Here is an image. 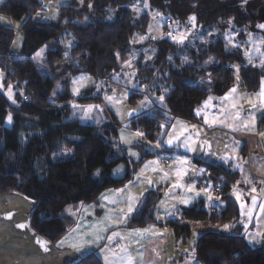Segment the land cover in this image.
<instances>
[{"label":"trees","instance_id":"trees-1","mask_svg":"<svg viewBox=\"0 0 264 264\" xmlns=\"http://www.w3.org/2000/svg\"><path fill=\"white\" fill-rule=\"evenodd\" d=\"M135 0H73L62 9L59 22H41L37 15L46 11L41 0H5L0 14L21 23L24 37L20 54L11 48L16 31L0 26V69L9 80L24 85L25 99L18 96L20 108L13 109L0 91V197L17 195L35 204L29 215L31 229L46 244L57 245L75 227L64 217L71 206H98L108 190L120 192L135 180L143 164L153 156L138 143L132 149L141 155L134 163L129 148L122 145L120 125L113 114L104 109L106 119L93 122L92 113L74 116V103L90 107L100 104L101 95L95 90L83 92L80 99L71 95L72 79L80 74L108 80L132 59L131 46L136 35H146L151 18L148 14L135 17L127 5ZM150 8L172 23L185 29L190 18H196L197 30L207 37L216 28L226 30L230 25L255 27L261 21L258 11L264 0H148ZM116 12V19L102 23L107 9ZM90 18L86 27L76 19ZM257 27V26H256ZM167 28V33L170 32ZM72 34L75 45L65 48L63 36ZM200 33V34H199ZM214 37V36H213ZM196 49L180 46L166 37L156 42L153 67L141 71L158 74L171 88L163 105H153L129 120V129L142 133L150 142H160L161 131L168 130L175 120L197 121V111L210 96L223 97L237 84L256 91L264 74L248 64L241 50L227 48L220 38L194 44ZM45 61L39 65L37 54L43 49ZM184 49L190 64L183 66ZM66 56L67 59H66ZM172 57V61H170ZM239 66V82L233 66ZM12 78V79H11ZM109 81L114 82L112 79ZM147 82H149L147 80ZM129 98L135 105L143 95ZM11 124L7 126V119ZM264 128V117L258 123ZM198 165L207 169L206 179L212 188H219L224 208L211 212L208 203L201 201L183 209L168 220L177 238L190 237L196 225L236 224L234 235L207 232L195 246L196 264H264V252L249 244L241 220L239 203L231 195L236 174ZM123 170V176L115 173ZM203 188V184H198ZM166 188L161 186L146 193L134 214L129 228L139 230L155 223L158 203ZM193 226V227H192ZM104 264L98 253H92L75 263Z\"/></svg>","mask_w":264,"mask_h":264},{"label":"crops","instance_id":"crops-1","mask_svg":"<svg viewBox=\"0 0 264 264\" xmlns=\"http://www.w3.org/2000/svg\"><path fill=\"white\" fill-rule=\"evenodd\" d=\"M4 1L0 0V7ZM41 1L46 11L38 14L37 19L59 22L62 9L70 7L73 0ZM0 26L16 31L11 51L20 54L24 46L19 30L21 23L0 14ZM168 35L164 34L161 39ZM137 39L144 43L134 44ZM161 39L152 37L149 31L146 35H136L135 47L131 46L132 59L123 66L121 74L136 59L142 64L146 52L154 57L156 42ZM133 50L139 51L136 57ZM261 58L264 60V56ZM152 59L143 63L151 65ZM253 66L264 74L263 61L261 65L254 62ZM263 86L264 76L256 91L238 85L223 97L210 96L197 111L196 122L175 120L168 130L161 131V134L166 133V143L161 139L152 143L142 133L137 135L139 132L128 128L129 120L149 109V103L145 110L132 109L129 99L123 102L121 109L116 106V113L111 112L121 126L119 140L129 148L133 162L137 164L141 160V155L132 149L138 143L144 144L153 157L143 164L135 180L124 190L106 191L98 206L68 207L63 216L74 221L75 227L57 245L44 243L31 229L28 219L35 204L17 195L0 197V264L75 263L92 253H98L104 264H196L194 251L199 235L193 232H197L200 224L194 225L190 237L180 238L166 224L173 216L181 215L183 209H190L201 201L208 203L211 212L224 208L219 188L211 187L206 179L207 169L197 162L237 175L231 195L239 203L240 222L248 224L252 232L260 227L258 246L253 247L264 252V128L258 127L264 117V106H253L250 97L253 94L262 97ZM170 89L167 87V95ZM157 93L163 94L162 91ZM100 118H103L102 113ZM115 174L123 176V170ZM200 183L203 188L198 187ZM161 186L166 191L154 214L156 222L139 230L130 229L129 223L143 196Z\"/></svg>","mask_w":264,"mask_h":264},{"label":"rangeland","instance_id":"rangeland-1","mask_svg":"<svg viewBox=\"0 0 264 264\" xmlns=\"http://www.w3.org/2000/svg\"><path fill=\"white\" fill-rule=\"evenodd\" d=\"M128 9L131 11L133 16L139 17L143 14H148L151 18V24L149 27V32H151L152 37H156L158 39H161L164 34H169L168 37H171V40L174 43L179 44L180 46H186L188 49H196L195 43L198 42H209L213 38H220L222 41H224L227 48H231L232 50H241L245 58L248 60V64H251L253 66L254 62H258L259 65L262 64V61L264 63L263 57L264 56V28L259 27V25H264L263 21H258L257 27H253L249 24L243 28H238L236 25H230L229 28L226 30L216 28L215 31H209L207 37H202L192 34L195 30H197L196 26V18L194 21L190 19V25L185 29H179L172 27V23L170 24V21L166 19V17L162 16L159 12H156L150 8V5L148 3V0H135L132 1L127 5ZM116 19V12L112 9L106 10V15L104 18H102V23H110ZM77 25L86 27L88 24L92 21L90 18H84L82 20L76 19ZM170 27V32L167 33V28ZM200 34V33H199ZM214 36V37H213ZM64 42L63 45L65 48H70L75 45L74 38L72 34L69 32L65 33L63 36ZM143 44L144 41L136 40V43L134 44ZM134 44L132 46H134ZM135 47V46H134ZM48 48H43V51H40L38 55L36 56L37 62H39V65L44 63L45 59V51ZM179 54L183 56V66L186 64H190V58L186 55L187 52L184 49H179ZM139 51L133 50V57H136L138 55ZM151 52H146L144 54V58L141 59V63H137L139 60H135L132 62L130 66H128L124 72L121 74V72L117 73L116 76H111L108 80L100 81L97 80L95 77L86 75V74H80L72 79V85H71V95L75 97H81L83 92L89 89L95 90V93L100 94V104H95L93 102L87 103L91 104L89 108L87 106H83V104H78V102L74 103V116L73 117H79L81 112H86L87 115L92 113V121L93 122H100L102 118H100L101 113L104 116L103 119H106V115L104 114V109L109 110L110 112L116 113V106L117 108H122L121 105L124 101L128 100L129 98H136L137 95L142 94L143 99L141 101H137L135 105H131L130 107L132 109H138V110H145L147 104L149 103L150 107L153 105H163V100L165 96L167 95L165 92L167 91L168 84L163 80V78L156 74H145L141 71H144L146 69L149 70V68L153 67L152 65H149L147 63H143L146 60H149L150 58H154ZM68 56H66L67 59ZM261 58V60H260ZM170 61H172V57H170ZM141 64V65H140ZM254 67V66H253ZM235 72L234 76L237 79V83L239 82V66L235 65L233 66ZM122 70V69H121ZM120 70V71H121ZM121 75V76H120ZM114 77V79L112 78ZM12 79V78H11ZM112 79L114 82L109 81ZM9 80V77L7 76L6 72L0 69V91L3 93L5 98L7 99L8 103L10 104L11 108L18 109L20 108V100L18 99V96L20 95L22 99H25L26 93L24 90V85H21V88L17 87V83L13 80ZM147 80L149 82H147ZM24 86V87H23ZM238 84L236 85V87ZM143 88V89H138ZM264 90V86H263ZM158 91H162L163 94H158ZM245 92V91H244ZM160 97H163V100L160 99ZM251 100L253 102V106L261 107L264 106V95L262 97H259L257 94L250 95ZM115 106V107H114ZM125 108V107H124ZM91 109V111H89ZM147 110V109H146ZM145 110V111H146ZM264 110V109H263ZM111 112V113H112ZM124 113V111H121ZM122 113H119V116H123ZM9 118V117H8ZM12 120L9 122V119H7V126L11 124ZM166 129V128H164ZM160 139L166 143V133H163L160 135ZM238 198V197H237ZM29 220V219H28ZM246 226L244 235L247 239V241L252 246H258V236L261 234V231H259L260 227H257V232L250 231L249 225L242 222H239V224ZM30 225V224H29ZM200 227H196L198 230L197 232H193V235H199L203 236L207 232H213L218 233L222 235H234L235 234V228L237 225L230 224V225H199ZM227 226V227H226ZM198 237V238H199Z\"/></svg>","mask_w":264,"mask_h":264},{"label":"snow or ice","instance_id":"snow-or-ice-1","mask_svg":"<svg viewBox=\"0 0 264 264\" xmlns=\"http://www.w3.org/2000/svg\"><path fill=\"white\" fill-rule=\"evenodd\" d=\"M192 21H194L195 20V17H192V18H190ZM259 27H261V28H264V25H259ZM41 51H43V50H41ZM160 99L161 100H163V97H160ZM89 111H91V109H89ZM9 122L11 121V117L9 116ZM137 135H140V133H137ZM169 143H171V141H169ZM227 227V226H226Z\"/></svg>","mask_w":264,"mask_h":264},{"label":"water","instance_id":"water-1","mask_svg":"<svg viewBox=\"0 0 264 264\" xmlns=\"http://www.w3.org/2000/svg\"><path fill=\"white\" fill-rule=\"evenodd\" d=\"M258 15H259L261 21L264 22V8H262V9H260V10L258 11Z\"/></svg>","mask_w":264,"mask_h":264}]
</instances>
